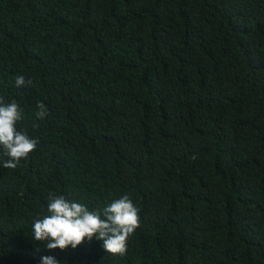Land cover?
I'll return each mask as SVG.
<instances>
[{"label": "trees", "instance_id": "1", "mask_svg": "<svg viewBox=\"0 0 264 264\" xmlns=\"http://www.w3.org/2000/svg\"><path fill=\"white\" fill-rule=\"evenodd\" d=\"M0 98L38 141L0 146V264H264V0H0ZM50 194L128 195L127 252L35 241Z\"/></svg>", "mask_w": 264, "mask_h": 264}, {"label": "clouds", "instance_id": "2", "mask_svg": "<svg viewBox=\"0 0 264 264\" xmlns=\"http://www.w3.org/2000/svg\"><path fill=\"white\" fill-rule=\"evenodd\" d=\"M15 86L30 85L23 75L15 77ZM37 117L44 119L48 111L43 103L37 105ZM23 118L20 106L0 98V146L10 157L3 167L15 169L22 159H27L37 148L38 141L18 131ZM140 227L139 209L128 195L113 200L101 210L92 211L86 205L69 201L63 196L50 194L47 214L35 219L32 225L35 241L44 242L48 250H75L87 240L102 241L107 253L123 256L129 239ZM40 264H59L54 256H41Z\"/></svg>", "mask_w": 264, "mask_h": 264}]
</instances>
